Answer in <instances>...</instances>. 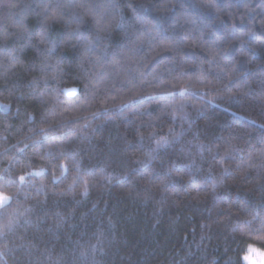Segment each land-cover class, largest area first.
<instances>
[{
    "label": "trees",
    "instance_id": "obj_1",
    "mask_svg": "<svg viewBox=\"0 0 264 264\" xmlns=\"http://www.w3.org/2000/svg\"><path fill=\"white\" fill-rule=\"evenodd\" d=\"M262 125L264 0H0V264H245Z\"/></svg>",
    "mask_w": 264,
    "mask_h": 264
},
{
    "label": "snow or ice",
    "instance_id": "obj_2",
    "mask_svg": "<svg viewBox=\"0 0 264 264\" xmlns=\"http://www.w3.org/2000/svg\"><path fill=\"white\" fill-rule=\"evenodd\" d=\"M15 6H16L15 4H9V5H8V7H15ZM58 7H59V6H58ZM60 18H61V15L58 14L57 12L53 11L52 14L48 17V19L45 20V22H44V23H45V26L48 24V22H49L50 20H51V21H55V20H58V19H60ZM111 26H112V22H111V21L108 22V23H106V24H103V25H101L99 21H97V23H96V27H97V31H98V32L108 31V30L111 28ZM249 35H251V34H249ZM43 39H44V32L42 31V32H41V40L43 41ZM66 91L74 92L75 89H68V90H66ZM181 94H183V92H182ZM41 96L43 97L44 94L41 93ZM3 107H7V105H4ZM128 107H129L128 104L121 105V109H125V108H128ZM105 111H107V109H105ZM29 118L32 119V117H29ZM262 127H264V125H262ZM165 143H167V141H165ZM158 146H159V142H158ZM227 154H228V153H226V155H227ZM19 179H20V182H21V183L24 182V177H23V176H21ZM9 199H10V198H9L8 196H2V197H0V206H5V205L8 203ZM249 223H251V222H249ZM7 226H8V227L11 226V221L9 222V224H8Z\"/></svg>",
    "mask_w": 264,
    "mask_h": 264
},
{
    "label": "rangeland",
    "instance_id": "obj_3",
    "mask_svg": "<svg viewBox=\"0 0 264 264\" xmlns=\"http://www.w3.org/2000/svg\"><path fill=\"white\" fill-rule=\"evenodd\" d=\"M2 196H8V195L0 192V197ZM244 261L245 264H264V251L256 248L255 246H251L244 256Z\"/></svg>",
    "mask_w": 264,
    "mask_h": 264
}]
</instances>
